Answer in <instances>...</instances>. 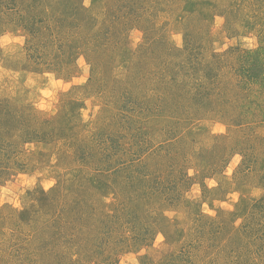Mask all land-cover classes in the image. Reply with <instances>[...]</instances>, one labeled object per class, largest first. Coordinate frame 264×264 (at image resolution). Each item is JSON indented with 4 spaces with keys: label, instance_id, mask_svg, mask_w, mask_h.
Returning a JSON list of instances; mask_svg holds the SVG:
<instances>
[{
    "label": "rangeland",
    "instance_id": "374dc122",
    "mask_svg": "<svg viewBox=\"0 0 264 264\" xmlns=\"http://www.w3.org/2000/svg\"><path fill=\"white\" fill-rule=\"evenodd\" d=\"M0 264H264V0H0Z\"/></svg>",
    "mask_w": 264,
    "mask_h": 264
},
{
    "label": "trees",
    "instance_id": "16d2710c",
    "mask_svg": "<svg viewBox=\"0 0 264 264\" xmlns=\"http://www.w3.org/2000/svg\"><path fill=\"white\" fill-rule=\"evenodd\" d=\"M249 72V74L248 75H250V76H246V78H250V77H252L253 76V74L252 73H254L255 71H252V70H249L248 71ZM256 76V75H255ZM251 79V78H250Z\"/></svg>",
    "mask_w": 264,
    "mask_h": 264
},
{
    "label": "clouds",
    "instance_id": "9594fccd",
    "mask_svg": "<svg viewBox=\"0 0 264 264\" xmlns=\"http://www.w3.org/2000/svg\"><path fill=\"white\" fill-rule=\"evenodd\" d=\"M3 39L7 40V37L5 36Z\"/></svg>",
    "mask_w": 264,
    "mask_h": 264
}]
</instances>
